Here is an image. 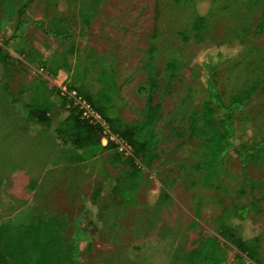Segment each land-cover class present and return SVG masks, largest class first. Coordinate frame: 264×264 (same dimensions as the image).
Here are the masks:
<instances>
[{
    "label": "rangeland",
    "instance_id": "1",
    "mask_svg": "<svg viewBox=\"0 0 264 264\" xmlns=\"http://www.w3.org/2000/svg\"><path fill=\"white\" fill-rule=\"evenodd\" d=\"M1 1L0 23L5 25L0 27V47L10 63L0 69V224L31 225L40 219H55L61 240L53 261L61 264L77 227L86 231L79 243L84 264H187L188 253L207 239H216L224 252L221 264H264V154L257 162L251 160L243 172L231 151L218 168L220 178L204 187L197 181L199 176L189 171L201 155L200 141L179 136L188 126V112L199 102L196 88L204 73V58L196 41L207 38L227 45L240 37L250 43L218 69L220 91L225 100L246 87L256 86L257 91L252 102L237 113L231 142L240 150L264 142V34L252 39L255 25L264 17V0L180 4L173 0H102L99 4L93 0H34L24 19L44 20L54 27L57 22L55 28L70 30L73 37L63 41L30 24L22 44L8 42V37L18 7L26 0H18L15 13L8 14ZM200 4L207 8V26L195 41L193 24ZM183 35L190 38L189 44ZM72 43L80 50L81 65L76 72L90 63L85 84L92 92H110L108 113L118 130L143 120L149 93L155 103H161L154 129L157 157L139 164L134 176H128L126 165L111 163L108 152L89 161L64 164L59 159L63 145L54 134L22 130L19 108L12 104L22 91L35 97L39 106L59 105L49 113L55 126L63 118L59 87H78L79 75L68 70L50 73L46 63L60 64ZM153 44L161 76L170 59L187 53L195 60L177 71L166 90H162V80L159 89L151 91L142 69ZM28 47L35 53L22 58L17 50ZM71 62L75 64V58ZM105 72L114 81L107 80ZM190 146L197 156L186 160ZM243 175L254 183L253 191ZM114 179L127 188V200L111 197ZM99 188L101 195L93 198ZM253 198L260 201L249 211V222L230 225L249 244L261 235L259 255L250 259L220 235V226L233 203L247 205Z\"/></svg>",
    "mask_w": 264,
    "mask_h": 264
},
{
    "label": "trees",
    "instance_id": "2",
    "mask_svg": "<svg viewBox=\"0 0 264 264\" xmlns=\"http://www.w3.org/2000/svg\"><path fill=\"white\" fill-rule=\"evenodd\" d=\"M34 0H26L17 11V19L13 27L8 42L25 43V32L28 25L33 24L46 34L59 37L61 40H71L73 33L57 27V22L49 25L44 20H27L23 16L26 9ZM99 4L102 0H93ZM175 3L190 0H173ZM205 0H203L204 3ZM214 0H210L213 2ZM260 1V0H257ZM1 4L6 7V12L15 13L18 0H2ZM199 6L197 8V16L194 20L193 31L196 41L197 35L206 29L207 26V8ZM5 25L0 23V27ZM84 32H82L83 34ZM264 34V17L257 22L253 30L252 39ZM199 36V35H198ZM188 44L190 38L183 35ZM196 42L199 55H203L204 60L201 62L204 73L201 75V81L197 82L198 103L194 104L186 117L187 128L179 132V136L188 137L189 141L199 140L198 150L201 155L190 166V173L197 174V180L202 186L212 185L214 181L220 178L218 168L231 151H233L244 172L248 163L252 160L257 162L264 154V142H260L246 150L236 148L231 139L235 133V118L238 112L247 107L256 94V86H250L242 89L238 93L231 95L227 100L223 98L220 91L219 82L217 80V71L220 66L227 60L237 56L250 42H245L240 37L235 38L226 44L214 43L211 39H199ZM8 44V43H7ZM187 44V45H188ZM228 48V49H227ZM229 48H236L231 52ZM87 49V48H86ZM85 49V50H86ZM156 45H151L148 50L149 58L142 66L146 73L149 83V89L154 91L159 89L161 81L165 84L162 90H166L170 83L175 79L177 71L184 67L194 64L193 57L189 54H183L179 58H173L166 62L164 72L161 76L159 67L156 63L154 54L156 53ZM22 58H30L31 53H35L31 47L18 49ZM80 50L72 43L64 53L60 64L46 63V69L50 73L57 74L59 71L68 70L75 71L76 66L81 65ZM93 53L89 52L88 57H92ZM71 58H75V64H72ZM77 60H79L77 62ZM92 64L95 60H89ZM10 63L9 56L3 47H0V69H5ZM78 64V65H77ZM90 63L83 67L82 71H77L79 75L78 87L68 85L70 88L77 90L78 94L85 98L92 106L101 113L109 122L112 130L121 138L127 141L132 148V155L125 156L118 151L115 144L110 143L103 146L101 143V133L98 127L89 124L81 119L77 109L67 107V102L59 96L60 107L63 109V118L55 126L52 123L49 113L52 109L59 107L56 103L48 102L44 106L37 104L35 97L27 96L24 91L20 92L17 98L12 100V104L19 108L23 119L22 130L39 129L43 133H52L59 139L63 145L59 159L65 164H75L89 161L90 159L101 155L105 152L110 154V161L113 164H124L128 167V176H134L140 170L139 164L152 162L156 157V140L155 126L160 117L161 103L154 101V96L149 93L146 107L144 109V118L141 122L126 125L123 130L116 128V121L108 110L112 109L111 94L108 89L92 92L90 87L85 84V79L90 73ZM72 69V70H71ZM74 74V73H73ZM106 79L114 81L112 75L108 72L103 73ZM2 77V73H0ZM186 160H189L196 153L192 146L188 148ZM197 156V154L195 155ZM244 183L253 191L254 183L243 175ZM117 180L112 181L110 186V195L113 199L121 197V201L128 198L127 188L118 186ZM102 189L99 188L93 194V198L100 196ZM260 200L253 198L249 204L233 203L231 211L223 216L220 235L229 239L235 247L242 253L247 254L250 259H255L259 255V246L261 235L257 234L253 238V243L249 244L245 236H237L230 225L245 224L249 222V211L256 206ZM79 219H82L80 217ZM86 237V231L77 227L76 235L73 237L70 251L65 254L63 264H84L81 258V250L79 243ZM61 234L55 225V219H40L31 225H12L10 223L0 224V264H61L53 261L54 254L59 247ZM47 252V254H45ZM224 252L220 250L216 239H207L202 242L199 247L187 255V264H221L223 262Z\"/></svg>",
    "mask_w": 264,
    "mask_h": 264
},
{
    "label": "built area",
    "instance_id": "3",
    "mask_svg": "<svg viewBox=\"0 0 264 264\" xmlns=\"http://www.w3.org/2000/svg\"><path fill=\"white\" fill-rule=\"evenodd\" d=\"M59 96L67 102V107L77 109L81 119L99 128L103 146L113 143L123 155H132L130 144L112 130L106 118L90 102L80 96L77 90L70 88L68 85H63L59 87Z\"/></svg>",
    "mask_w": 264,
    "mask_h": 264
},
{
    "label": "crops",
    "instance_id": "4",
    "mask_svg": "<svg viewBox=\"0 0 264 264\" xmlns=\"http://www.w3.org/2000/svg\"><path fill=\"white\" fill-rule=\"evenodd\" d=\"M65 164V163H64Z\"/></svg>",
    "mask_w": 264,
    "mask_h": 264
}]
</instances>
